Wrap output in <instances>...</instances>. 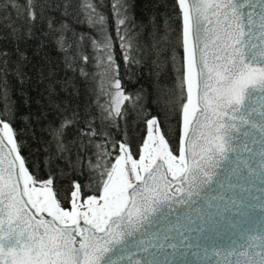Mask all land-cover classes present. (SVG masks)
Listing matches in <instances>:
<instances>
[{
  "label": "snow or ice",
  "instance_id": "6c2138e0",
  "mask_svg": "<svg viewBox=\"0 0 264 264\" xmlns=\"http://www.w3.org/2000/svg\"><path fill=\"white\" fill-rule=\"evenodd\" d=\"M73 8V0H0V264H264V0H174L175 44L166 15L157 38L156 17L150 30L137 24L130 0H112L114 36L97 5L80 0L99 40L65 22ZM49 47L85 78L81 61L103 67L110 88L97 90L108 97L97 101L100 119L118 127L130 101L146 124L142 144L134 150L126 134L98 130L87 108L57 102L55 85L70 82L45 72ZM169 62L181 118L175 146L140 103L144 89L127 94L121 79V64L136 75L133 65L151 74ZM29 66L49 81L54 115L42 129L43 164L63 160L89 174L64 195L51 174L32 171L14 126L9 77L23 86Z\"/></svg>",
  "mask_w": 264,
  "mask_h": 264
},
{
  "label": "trees",
  "instance_id": "16d2710c",
  "mask_svg": "<svg viewBox=\"0 0 264 264\" xmlns=\"http://www.w3.org/2000/svg\"><path fill=\"white\" fill-rule=\"evenodd\" d=\"M80 0H73V14L65 18L73 31L78 34H84L86 37H93L99 40L101 33L99 26L92 27L87 22L86 17L79 9ZM97 5L96 11L103 14L109 21V32L114 36V20L112 17V0H92ZM131 13L137 24H144L151 29L150 19L156 17V25L158 28L157 38L164 35L163 22L165 15L169 18V24L172 31L169 39L175 44L176 37L180 31V21L176 19L177 11L174 9V0H130ZM79 13V15H77ZM14 15V13H13ZM59 16V14H56ZM143 39V37H141ZM50 63L45 67L52 68L55 72L54 79L57 81H69L67 89L63 87V83L55 85L57 102L68 101L73 106H77L83 112L85 108L92 112L95 116V124L98 130L108 132L112 138L121 140L125 134L130 146L135 150L146 136V124L144 118L139 115V108L133 107L130 101H125L122 107V113L126 112L123 119H118V127H113L108 121L100 119V109L97 107V101L104 104L108 99L98 89L109 90L110 75L104 71L103 67L98 68L92 60L87 63L80 62V66L84 68L90 75L85 78L80 75L79 69L75 71L68 69L64 65V58L61 53L54 47L45 49ZM82 51L84 54L92 56L93 48L90 41L83 43ZM182 54V49H178ZM32 49H29L31 55ZM171 53L169 52L168 55ZM43 53L40 57L33 58V64L37 67L43 66ZM29 80L21 86L13 77H9L11 87V99L14 101L17 110V119L15 127L20 132L23 141V154L32 162V171L40 178L47 179L49 174L54 178L55 190L62 195L67 194L72 186V182L79 181L89 183V174L87 169L83 174L66 164L63 160L56 161V167L50 168L43 164L44 155L41 141L48 139L47 134L42 130L49 120L54 118L52 111L48 106V92L46 90L48 80L40 82L38 73L31 66L26 69ZM131 73L126 72L123 64H121V79L127 94H135L141 88L145 91V99L140 101L145 108L156 116L160 123V129L171 146H175L178 142L180 114H179V93L175 95L171 90L176 86V72L173 70L171 63H167L162 69H153L150 74L148 68H139L135 65L131 66ZM159 73L156 75V73ZM95 76V79H93ZM173 103L169 104V101ZM47 113L46 119H38L40 114ZM28 116L29 120L25 121L22 117ZM98 141L101 137L96 138ZM88 155H91L89 151ZM75 160V153L72 155ZM94 159V158H93Z\"/></svg>",
  "mask_w": 264,
  "mask_h": 264
},
{
  "label": "water",
  "instance_id": "95a60500",
  "mask_svg": "<svg viewBox=\"0 0 264 264\" xmlns=\"http://www.w3.org/2000/svg\"><path fill=\"white\" fill-rule=\"evenodd\" d=\"M185 95H186V93H185ZM160 133L162 134L161 129H160ZM146 136H147V130H146ZM146 136H145V138H146Z\"/></svg>",
  "mask_w": 264,
  "mask_h": 264
}]
</instances>
